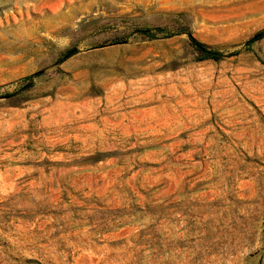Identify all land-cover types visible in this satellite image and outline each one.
Masks as SVG:
<instances>
[{"label": "rangeland", "instance_id": "1", "mask_svg": "<svg viewBox=\"0 0 264 264\" xmlns=\"http://www.w3.org/2000/svg\"><path fill=\"white\" fill-rule=\"evenodd\" d=\"M262 28L264 0H0V264H264Z\"/></svg>", "mask_w": 264, "mask_h": 264}, {"label": "trees", "instance_id": "2", "mask_svg": "<svg viewBox=\"0 0 264 264\" xmlns=\"http://www.w3.org/2000/svg\"><path fill=\"white\" fill-rule=\"evenodd\" d=\"M164 28L159 27V26H154V27H136L134 29H132L128 34H139L145 37H153L155 35V33L157 32H164ZM127 34V35H128ZM188 43L192 46V48L197 51L199 53V59H211V60H219L221 59L223 56H225V54H223L222 52L210 48L208 46H206L204 43L198 41L197 39H195L194 37L191 36V34L189 32H185ZM264 36V28L258 30L257 32H255L248 40L245 41V45H249L251 42L256 41L258 39H261ZM125 36H114L112 38H110V40H108L109 42L107 44H103L102 46H107V45H116L121 43L122 41H124ZM77 50L74 47H70L67 48L65 50H63L60 53V56L58 58V61H63L65 59H67L68 57H70L71 55H73L74 53H76ZM264 66V62H261ZM37 73H32L30 75H27L25 77H23V79H21L22 83L20 86V89H25L29 86H31V78L33 76H35ZM11 96V93H4L3 97H9Z\"/></svg>", "mask_w": 264, "mask_h": 264}]
</instances>
